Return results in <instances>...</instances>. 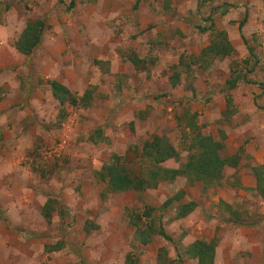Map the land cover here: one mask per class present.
Listing matches in <instances>:
<instances>
[{
    "label": "rangeland",
    "instance_id": "obj_1",
    "mask_svg": "<svg viewBox=\"0 0 264 264\" xmlns=\"http://www.w3.org/2000/svg\"><path fill=\"white\" fill-rule=\"evenodd\" d=\"M246 14L244 40L234 22ZM37 19L47 22V30L34 54L22 56L15 42L26 23ZM211 25L213 31H204ZM216 31L229 34L235 53L225 60L202 58ZM132 54L147 63L136 68ZM239 70L251 71L248 79L259 85L240 82L235 91L241 104L228 106L226 81ZM175 73L181 83L173 88ZM53 81L79 97L93 91L91 106H66L68 116L59 125L62 107L52 96ZM18 85L20 93L14 90ZM260 85L264 0H0V264H127L132 250L139 264H159L163 248L172 260L179 253L183 264H197L185 250L213 239L219 242L215 264H264V198L232 188L231 168L221 186L208 190L180 177L146 192L106 198L105 184L95 177L112 155L127 156V166L137 172L139 159L130 150L155 135L169 138L180 153L164 167H182L192 154L193 133L179 117L197 113L201 132L225 142V156L244 153L239 175L248 181L256 161L246 154L263 136ZM163 94L170 98L154 99ZM18 95L23 105L6 104ZM27 109L38 131L26 132L18 123ZM49 199L58 210L51 223L42 216ZM220 200L232 202L238 212L232 220L239 223L229 222ZM192 201L199 207L176 218L177 209ZM147 207L155 210L154 227L163 226L173 243L158 235L148 246L135 240L128 210L141 214ZM60 242L66 247L51 252Z\"/></svg>",
    "mask_w": 264,
    "mask_h": 264
},
{
    "label": "trees",
    "instance_id": "obj_2",
    "mask_svg": "<svg viewBox=\"0 0 264 264\" xmlns=\"http://www.w3.org/2000/svg\"><path fill=\"white\" fill-rule=\"evenodd\" d=\"M211 0H205L208 2ZM209 18L207 21H211ZM248 15L246 14L245 19L242 22H234L239 26V31L242 38L245 40L243 29L247 22ZM214 26L204 29V31H213ZM47 30V22L42 19L29 20L23 32L20 34L15 42V49L24 56H32L35 50L40 46L42 37ZM215 39L212 44L203 50L201 57L208 58L209 60H225L231 57L236 49L230 40L229 34L226 31H216ZM250 56L254 59L256 54L253 48L248 49ZM130 61L136 68H140L143 64L147 63L146 60H141L137 54L129 55ZM258 63V61H257ZM239 70V72H233L231 77L226 81V86L235 95V90L238 89L240 82L244 84L259 85L257 82H252L248 79V75L251 71ZM253 71V70H252ZM170 82L173 88H176L181 83V76L175 73L170 77ZM240 83V84H239ZM52 96L59 103L61 110L59 113V125H62L67 118L66 106L74 108H88L91 106L93 101V91H88L82 97L74 94L65 85L53 81L50 84ZM264 88V85L261 86ZM227 97L228 106H232L234 97ZM170 96L163 94L155 97L157 100L169 99ZM180 105L183 102H179ZM232 108V107H231ZM188 113V112H187ZM233 114L230 112L226 113V116L230 118ZM198 114L195 113L192 116L189 114L179 117L181 124L185 123L193 136H191L190 144L188 146V152L192 154L188 158V161L178 169H168L164 167V164L170 160H178L180 153L172 145L169 138L164 136H156L147 141L142 148L135 146L131 148V155H137L140 163V169L136 172L135 169L127 166L126 158L119 155H112L110 159L103 163L102 168L95 173L96 179L105 184L106 193L104 198L110 195L127 194L130 192H146L158 188L163 181H175L177 178H185L188 181L189 186H194L195 183L202 182L206 190L214 186H221L223 181L226 179L227 168L237 170L236 176H234L235 182L231 184L235 188H243L239 177L240 167L246 165L241 163L244 162V153H239L231 156H225V142L217 141L210 135H205L201 132V128L197 123ZM225 138V132L221 131ZM244 148H242L243 150ZM241 150V152H242ZM252 173L257 180V186L255 189H246V191L252 192L257 197L264 198V165L251 167ZM182 192L180 195L175 196L174 199H179L183 196ZM171 199L164 204V207L172 205L173 200ZM56 200V199H55ZM221 206L226 209V215L228 218L231 217V223H235L237 220H232V217L237 218L238 212L234 210L233 205L225 201L220 202ZM199 207L195 201L186 204L184 207L180 206L177 209L176 218H185L189 216ZM57 206L53 199H49L43 209L42 216L44 219L51 223L53 215L57 212ZM155 210L152 207H147L143 213L139 214L134 211L128 210V217L130 224L136 229L135 240L140 243L141 246H148L152 244L155 235L160 236L165 241L173 243V238L167 233L166 229L161 226L159 229L154 227V214ZM239 223V222H236ZM243 224V223H242ZM142 225V226H141ZM90 226V225H89ZM87 226V233L90 232V227ZM144 227V229H143ZM216 239L211 241L197 240L192 245L187 247L185 254L192 260H196L197 264H215L216 256ZM66 245L60 242L58 246L52 247L51 252H58L63 250ZM133 251V250H132ZM130 252L127 255V264H139V259L135 257L134 252ZM159 264H183L179 253L177 258H170L168 250L163 248L158 253Z\"/></svg>",
    "mask_w": 264,
    "mask_h": 264
},
{
    "label": "crops",
    "instance_id": "obj_3",
    "mask_svg": "<svg viewBox=\"0 0 264 264\" xmlns=\"http://www.w3.org/2000/svg\"><path fill=\"white\" fill-rule=\"evenodd\" d=\"M17 51V50H16ZM18 52V51H17ZM19 53V52H18ZM20 54V53H19ZM22 55V54H21ZM22 56H24V55H22ZM14 90H15V92L16 93H20V90H21V86H14ZM237 92V91H236ZM236 92H235V98H234V104L235 105H240L239 104V102H238V94H236ZM23 98V97H22ZM22 98H20V95H18V96H14V97H12V99H10V100H6V104L7 105H10V104H12V105H23V103H24V99H22ZM245 99H247V98H245ZM15 100H17V101H19V100H21L20 102H18L17 104H16V102H15ZM261 100H264V94L262 95V98H261ZM249 101H251V96L249 95ZM2 103V102H1ZM27 103L29 104V102H28V100H27ZM11 106V105H10ZM238 106H237V110H238ZM29 111V109H27V110H25L23 113H22V115L20 116V118L18 119V123H20V125H21V128L22 129H25V128H28L27 130L28 131H26V132H34V131H38V129H40V127H38L37 125L36 126H34V123H37V121H35V120H33V116H32V114L31 113H29L28 112ZM255 113V112H254ZM247 116V111H246V113L244 112V114H243V116ZM260 130H261V134L264 136V124H262L261 126H260ZM227 135V134H226ZM263 136H262V140L260 139L257 143L255 142L253 145H252V147H251V145H250V148H249V150L247 151V154H246V156L248 157V158H250V156H249V154L252 156V158L254 159V162L256 161V164L255 165H252V167L253 166H257V164L258 165H263L264 164V140H263ZM4 137H6V138H8V137H10V134L7 132V133H4ZM256 144V145H255ZM29 146L31 145V144H28ZM27 146V145H26ZM2 152L3 153H5V151L4 150H2ZM249 153V154H248ZM6 154V153H5ZM233 154V153H232ZM232 154H229V156H231ZM8 157V156H7ZM244 167H246L245 165L242 167V168H244ZM228 169V168H227ZM5 171H6V169H4ZM250 170H251V168H250ZM230 171V170H229ZM228 171V172H229ZM232 171H234L233 172V174H235L236 172H237V170H235V169H232ZM228 172H226V173H228ZM246 173H247V171H246ZM232 174V175H233ZM250 176H252V177H250L249 179H248V181L247 180H245V178L246 177H244V178H241V176L239 175V177H240V180H241V184H242V186H243V188H246V189H255L256 188V186H257V180H256V178L254 177V175H253V173H252V170H251V173L249 174ZM235 182V181H234ZM234 182H232V183H234ZM200 183H202V182H200ZM231 183V184H232ZM195 184H197V183H195ZM203 184V183H202ZM204 185V184H203ZM232 187V186H231ZM204 188L206 189V187H205V185H204ZM232 188H235V187H232ZM243 188H237L236 190H238V189H241V190H244ZM244 191H246V190H244ZM221 201H225V200H220L219 201V204H218V206H220V202ZM226 202V201H225ZM228 203V202H227ZM230 204L232 203V202H229ZM231 205H233V204H231ZM216 241H217V239H216ZM217 244H219V242L217 241Z\"/></svg>",
    "mask_w": 264,
    "mask_h": 264
},
{
    "label": "built area",
    "instance_id": "obj_4",
    "mask_svg": "<svg viewBox=\"0 0 264 264\" xmlns=\"http://www.w3.org/2000/svg\"><path fill=\"white\" fill-rule=\"evenodd\" d=\"M65 128L69 129V125H67ZM63 149V145L61 146V148L59 149H56L53 153L56 155V156H59L61 151Z\"/></svg>",
    "mask_w": 264,
    "mask_h": 264
}]
</instances>
